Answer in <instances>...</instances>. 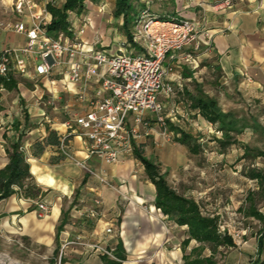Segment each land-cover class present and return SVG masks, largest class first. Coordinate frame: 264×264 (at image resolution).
<instances>
[{"label": "crops", "instance_id": "obj_1", "mask_svg": "<svg viewBox=\"0 0 264 264\" xmlns=\"http://www.w3.org/2000/svg\"><path fill=\"white\" fill-rule=\"evenodd\" d=\"M147 1H150L153 5L157 17L195 22L198 26V42L201 46L198 52H194L193 48L189 47L177 53L174 60L166 59L165 66L171 68L168 80L170 79L169 81L174 87L177 100L173 101L172 97L166 110L168 100L162 99L165 104L164 112H166L165 114L163 112L162 117L167 119L162 124L168 126L167 122H169L173 127L191 137V134L186 133L176 125L179 123L178 117L186 121L191 119L205 126L208 125L207 129L215 127L216 134L220 135L216 136V142L218 143V140L223 138L222 132L215 125L205 120L197 109L191 107L192 104L187 98V94L195 95L197 90H201L205 95L214 98L203 90L202 85L196 78V73L200 72V65L206 66L210 70L215 64V68L222 74L225 82L234 85L237 83L244 85L251 82L249 77L253 76L255 78L253 85L260 87L261 79H257V77L264 76V1L141 0L142 3ZM224 1H228L229 5H224ZM101 2L88 4L80 14L82 18L89 19L91 23V26L87 27L82 35V39L88 44H93L97 40V48L103 47L116 51L117 47L111 44L112 42L121 41L122 38L118 36L112 40L106 36L105 28L112 21L119 22L121 20L115 19L112 15L113 0H111L110 6L106 10L107 13L100 14L98 11ZM9 4V0H0V20H12L28 24L29 19L27 17L17 16L10 12ZM107 15H110V17L105 18ZM119 24L121 25L122 22ZM80 26L81 20L74 19L72 27L76 30ZM110 35L113 36L112 32ZM25 43L26 38L24 35L0 30V51L3 48L22 47ZM186 54H193L197 58L198 67H194L192 63L184 60ZM11 76H13L15 83L10 84L8 87L1 86L0 89V106L2 107L0 111V170L8 165L9 158L6 150L9 144L20 139L35 182L38 186L43 187L48 194H46L44 200L35 202L24 199L18 194L0 201V254L9 249L12 250L11 245L4 241L6 235H15L23 241H30L36 247L53 254L54 257L64 244L74 241L77 237L84 242L98 240L105 237L107 227L113 226L115 237L109 240V244L115 250L119 248L124 258L122 264H183V258L189 255L191 250L197 248L199 244L196 247L189 248L191 243L195 242L190 241L188 246L185 249L183 248V242L188 239V227L175 224L156 208V187L149 179L144 165L134 154L132 156L121 155L115 164L109 165L96 158H88L87 143L77 134L71 137L70 152L74 159L84 161L95 174L102 175L109 183L111 182L112 186L116 188L115 190L104 186L95 176L76 166L71 159H65V164H63V160L58 164H51V159L60 154L57 147L48 146L40 157L35 158L32 156L34 143L42 141L47 136L46 125L44 124L49 123V120L30 118L22 121L19 119L17 105L22 104L23 100L27 103L34 98L41 100L42 96L38 97L37 92H30L24 87L20 81L22 77L18 74L14 73ZM22 79L28 82L40 81L53 98L66 95L73 97L75 105L82 110L81 103L76 100L74 95V87L62 77H41L37 80ZM19 97H22L23 100ZM216 101L218 103L217 99ZM31 105H33V102ZM218 106L221 109L219 103ZM180 108L182 111H180ZM221 111L234 114L233 112H225L222 109ZM148 115L151 114H146L142 124L136 126L138 133L143 131V134L133 140L136 151L158 166L160 175L163 176L170 189L180 196L194 200L199 206L201 214L218 218L219 225V217L214 214L204 215L200 203L187 196L188 190L183 187L185 193L179 194L172 188L167 179L170 171L169 167L162 171L160 164L155 159L145 155L147 148L145 137L151 131ZM234 116L241 119L235 114ZM250 117L253 116L248 115L244 118L250 121ZM253 118L256 120L255 117ZM156 119L159 122L158 118ZM67 124L66 122L54 123L52 129L64 136L68 133ZM129 125L133 126L131 118L129 119ZM246 129H250L264 139V135L255 132L252 128H245L242 133ZM169 135L173 136L175 142L178 143L176 139L180 138V133L177 134L170 131V129L169 132H164L159 137H168ZM192 139L194 140L193 137ZM238 141L236 140L237 143H239ZM194 142L197 144V151H193L187 144H178L185 146L191 155H199L201 148L197 140H194ZM218 146L222 153L227 149L223 150L219 144ZM245 147L250 146H241L243 154L240 160H246L249 163L247 168L243 169L246 175L245 172L248 168H257L254 162L258 158L255 160L243 159ZM246 178L254 182L256 188L247 192L245 205L240 207L239 211L244 214V217L258 221L253 217H247L245 214L246 208L249 206L248 194L259 191L257 181L251 180L247 176ZM124 195L130 197L132 202L127 203L126 199L123 198ZM63 199L67 200L68 206L63 203ZM93 199H99L101 202L99 208L101 215L98 220H92L88 216ZM36 202H43L49 207L46 216L39 215L35 205ZM259 212L264 213L261 210ZM59 227L61 229L58 231ZM259 230L251 233L254 250L247 262L225 264H251L257 256V234ZM219 232L229 234L226 230L221 232L220 225ZM65 253V258L73 254V259L77 261L76 264H104L103 256L94 255L87 248L80 245L67 247ZM262 258H264V255H262ZM14 260L17 261L16 258Z\"/></svg>", "mask_w": 264, "mask_h": 264}, {"label": "built area", "instance_id": "obj_2", "mask_svg": "<svg viewBox=\"0 0 264 264\" xmlns=\"http://www.w3.org/2000/svg\"><path fill=\"white\" fill-rule=\"evenodd\" d=\"M9 2L10 12L27 17L29 23L0 20V30L26 38L24 46L0 51V79H7L14 73L30 80L59 76L72 85L82 110L75 115L73 127L67 124L68 133L62 138L58 150L65 159L73 160L76 166L115 190L84 161L74 159L70 140L66 138L79 135L87 143V157L109 165L115 164L121 155L132 156L135 150L133 140L139 137L136 126L142 124L146 114L155 115L159 122L164 123L165 104L162 99L174 95V87L168 80L171 68L165 66L166 59L174 60L176 54L185 48L192 47L194 52L201 49L197 24L189 20L159 19L151 15V2L147 1L146 8L134 20L130 39L119 41L116 51H111L97 48V40L88 44L82 39L91 23L76 11L67 12L68 34L61 32L54 38L48 36L45 27L51 22V15L47 5L61 7L63 0ZM88 4L91 3L86 0L84 6ZM223 4L229 5V2L224 1ZM106 8L102 1L98 12L101 14ZM74 19L81 20V26L76 30L72 27ZM184 60L198 67L193 54H186ZM130 118L133 126L129 125ZM92 203L88 216L98 220L101 202L93 199ZM35 205L40 216L49 212L45 203L36 202ZM114 237L113 226L107 227L105 237L98 240L84 242L77 237L60 248L54 264H69L64 261L65 250L73 245L117 261L115 248L109 244ZM17 243L22 247L20 242Z\"/></svg>", "mask_w": 264, "mask_h": 264}, {"label": "rangeland", "instance_id": "obj_3", "mask_svg": "<svg viewBox=\"0 0 264 264\" xmlns=\"http://www.w3.org/2000/svg\"><path fill=\"white\" fill-rule=\"evenodd\" d=\"M101 1L106 3L107 8L110 6L111 0H98L97 2ZM89 2L95 3L93 0H89ZM107 8L101 14L107 13ZM142 8H144V5ZM149 9L152 15H156L152 4ZM107 17L109 18L110 15L105 16V18ZM118 19L121 21H112L105 28L106 36L112 40L118 36L122 40L123 37L128 38L122 30V24H119L120 22L123 23L122 18ZM162 20L164 19L162 18ZM111 32L113 36L110 35ZM131 32L132 29L130 34ZM111 45L117 47L118 42H112ZM199 69L200 72L196 73L197 80L205 92H208L218 100L222 110L233 112L241 119L251 115L256 118L260 125L264 126V76L257 77V79H261L260 87L253 85L255 79L253 76L249 77L251 82L244 85L238 83L234 85L230 82H225L222 74L215 68V64L210 70L202 65H200ZM20 81L30 92H37L36 95L38 97L42 96L41 100L34 98L29 100L28 103L22 97H19L23 100L22 104L17 105L20 120L45 118L44 121L49 120V123L46 122L44 125H47L51 130H54L52 129L54 123L66 122L73 127L74 117L81 111L75 105L73 97L66 95L53 98L40 81L28 82L22 78H20ZM172 97L167 99L166 110L170 105L171 99L173 101L177 100L175 92ZM32 102L33 105H31ZM180 111H182L181 108ZM156 118L155 115H148L151 131L145 137L147 145L145 155L155 159L160 164L162 171L169 167L170 171L167 179L172 188L179 194L185 193L183 187L188 190L187 196L194 198L200 203L202 213L204 215H217L221 232L226 230L233 237L235 247L219 248L217 253L214 254L216 263H246L254 250L251 233L260 229V223L244 217V214L239 211V208L245 205L247 192L256 188L255 183L249 181L243 172V169L247 168L249 163L246 160H240L243 154L241 146L248 145L251 148L264 151V139L250 129H246L235 138L239 140V143L228 147L222 153L216 142V136L220 135L216 134L215 127L207 129L208 125L205 126L191 119L186 121L178 117L179 123L176 125L186 133L191 134L194 140L198 141V145L201 148L199 155H191L185 146L175 142L173 136L162 137V135V138L159 137L160 134L169 132V128L159 123ZM164 121L166 122L167 119H164ZM138 134H143V131ZM65 163V160H63V164ZM254 165L257 168L264 169V158L255 160ZM110 184L112 185L111 182ZM41 188L44 196L39 200H44L48 193L45 192L43 187ZM72 198L73 196L70 202ZM123 198L126 199L127 203L132 202L127 195H124ZM66 202L67 200L63 199V203L68 206ZM256 207L264 212V201L258 199ZM4 241L11 245L10 248L12 250L9 249L5 253L0 254V264H51V262L54 263L56 260L53 254L36 247L30 241H23L15 235H6ZM17 242H20L22 247ZM196 246L198 244L192 242L189 248ZM202 256L209 257L211 252L204 250ZM73 257L74 255L70 254L64 261L69 264H76L77 261Z\"/></svg>", "mask_w": 264, "mask_h": 264}, {"label": "trees", "instance_id": "obj_4", "mask_svg": "<svg viewBox=\"0 0 264 264\" xmlns=\"http://www.w3.org/2000/svg\"><path fill=\"white\" fill-rule=\"evenodd\" d=\"M85 1L63 0L61 7H55L51 4L47 5V10L51 15V22L45 27L48 36L54 38L61 32L68 34L70 24L67 20V12L76 11L77 14H82L85 8ZM93 1L97 2L98 0ZM143 5L144 8H142ZM145 8L146 3H142L141 0H114L113 17L115 19L122 18V30L129 39L134 20ZM157 18L162 19L160 17ZM163 19L166 21L176 20ZM13 79L11 75L8 79H0V89L1 86L8 87L10 84L15 83ZM187 98L190 100L193 109H197L205 120L215 125L222 132L223 138L222 140H218V144L223 150L235 145L237 143L235 136L241 134L245 128H252L255 132L264 135V127L259 125L253 117H250L249 121L245 118L237 119L232 113H223L216 99L210 98L201 90H197L195 95L187 94ZM1 109L2 107L0 106V111ZM167 124L170 131L177 134L180 133V138L176 139L178 143L187 144L193 151H197V144L191 136L173 127L169 122ZM46 133V138L35 142L32 147V156L35 158L40 157L48 146L58 148L64 137L57 131L51 130L47 125ZM66 139L70 140L71 137ZM6 151L9 162L4 169L0 170V201L14 194H18L20 197L34 202L41 199L44 196V192L37 185L30 172V165L22 150L20 139L10 143ZM134 155L144 165L149 179L156 187V208L168 216L175 224L188 227V239L183 242V248L185 249L190 241H195L199 244L197 248L192 249L190 254L183 258V264H217L214 260V254L221 247H234L232 236L219 232L218 218L203 216L194 200L180 196L170 189L163 176L160 175L158 166L140 155L136 149L134 150ZM259 157L264 158V151L245 147L243 159L255 160ZM62 160H65V157L59 154L57 157L51 159V164H58ZM245 173L249 179L256 180L259 186L258 192L248 194L247 201L249 206L245 211L247 217H253L261 224V229L257 234V256L251 264H264V258H262V255H264V213L259 212L256 208L258 199L264 201V170L248 168ZM59 229L61 227L58 228V231ZM206 248L211 252V256L209 257L202 256V251ZM57 256L58 253L55 254V258ZM114 256L117 261L103 256V263L122 264L124 258L119 248L115 250ZM54 263L51 262V264Z\"/></svg>", "mask_w": 264, "mask_h": 264}, {"label": "water", "instance_id": "obj_5", "mask_svg": "<svg viewBox=\"0 0 264 264\" xmlns=\"http://www.w3.org/2000/svg\"><path fill=\"white\" fill-rule=\"evenodd\" d=\"M50 61V60H49ZM51 62V61H50Z\"/></svg>", "mask_w": 264, "mask_h": 264}]
</instances>
